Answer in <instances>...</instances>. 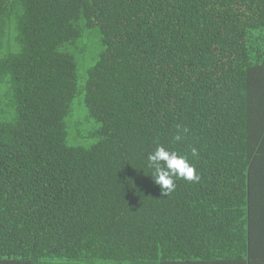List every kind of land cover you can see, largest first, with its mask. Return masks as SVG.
Instances as JSON below:
<instances>
[{"label": "trees", "instance_id": "16d2710c", "mask_svg": "<svg viewBox=\"0 0 264 264\" xmlns=\"http://www.w3.org/2000/svg\"><path fill=\"white\" fill-rule=\"evenodd\" d=\"M0 264H264V0H0Z\"/></svg>", "mask_w": 264, "mask_h": 264}, {"label": "clouds", "instance_id": "9594fccd", "mask_svg": "<svg viewBox=\"0 0 264 264\" xmlns=\"http://www.w3.org/2000/svg\"><path fill=\"white\" fill-rule=\"evenodd\" d=\"M179 131L188 133L189 129L177 126ZM183 137L177 135L176 139ZM191 156L198 158L199 152L196 148L191 149ZM147 167L151 169V176L160 186L164 195L168 196L175 191L176 180L182 179L188 182L199 180L195 166L190 162L187 155H181L176 151H170L157 142L155 149L147 156Z\"/></svg>", "mask_w": 264, "mask_h": 264}, {"label": "rangeland", "instance_id": "374dc122", "mask_svg": "<svg viewBox=\"0 0 264 264\" xmlns=\"http://www.w3.org/2000/svg\"><path fill=\"white\" fill-rule=\"evenodd\" d=\"M95 51H97V44L95 43V39L93 38V39L91 40L90 52H89L87 58H85V59L83 60V62H82L83 64H79V67H89V66H91L92 64H94V62H91V60H92V55L95 54ZM77 109H78V111L81 110V109L79 108V106H77ZM79 109H80V110H79Z\"/></svg>", "mask_w": 264, "mask_h": 264}]
</instances>
